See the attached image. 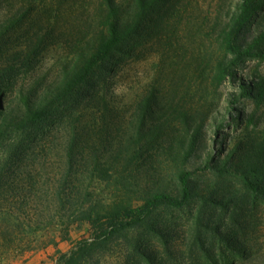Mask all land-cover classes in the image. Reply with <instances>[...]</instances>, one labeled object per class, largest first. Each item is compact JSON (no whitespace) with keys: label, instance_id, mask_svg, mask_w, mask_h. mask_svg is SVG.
I'll list each match as a JSON object with an SVG mask.
<instances>
[{"label":"rangeland","instance_id":"1","mask_svg":"<svg viewBox=\"0 0 264 264\" xmlns=\"http://www.w3.org/2000/svg\"><path fill=\"white\" fill-rule=\"evenodd\" d=\"M112 1L120 9L118 22L133 28L95 97L72 102L71 110L32 133L13 132L0 142L1 173L26 181L22 172H31V189L19 191L28 197L22 209L42 221L31 249L9 250L0 264H55L59 254L89 238L88 225L66 228L67 216L61 217L73 197L88 206L90 194L99 209L130 197L138 205L142 193L128 192L123 184L139 183L138 190L156 169L163 189L176 193L158 145L152 149L151 142L136 140L141 125L145 129L153 121L142 120L148 95L157 97L153 114L163 124L164 146L167 136L185 131L186 118L192 132L198 131L188 169L236 145L264 142V99L258 102L252 94L230 104L242 92L241 82L264 78V59H247L235 81L217 79L216 67L226 57L222 35L240 0H160L141 15L135 0ZM255 5L241 36L246 44L264 32V0ZM107 8L105 0H0L2 106L15 107L21 93L40 103L62 86L106 34ZM235 113L239 119L231 124ZM95 162L100 169L112 163L111 176L102 178ZM196 181L204 193L218 191L219 201L229 197V208L199 200L162 209L152 221L161 236L148 227L123 233L84 264H147L139 251L151 254L154 264H264V200L249 197L235 178L204 173Z\"/></svg>","mask_w":264,"mask_h":264},{"label":"trees","instance_id":"2","mask_svg":"<svg viewBox=\"0 0 264 264\" xmlns=\"http://www.w3.org/2000/svg\"><path fill=\"white\" fill-rule=\"evenodd\" d=\"M105 1L108 3V10L102 24L106 29V34L101 38L95 51L84 59L82 65L68 74L62 86L51 92L47 99L35 104L30 100L29 94L21 93L18 102H15V107H3L1 103L3 97L0 98V142L13 132L30 131L32 133L52 116L62 115L71 110L72 102L95 97L98 84L107 79L112 71L110 66L117 64L115 55L129 40L133 28L132 24L119 23L120 9L112 0ZM135 1L138 14L141 15L160 0ZM256 1L240 0L238 11L222 35L221 42L226 57L216 67L219 81H235L236 71L249 58L264 59V48L261 47L264 41V32L258 34L252 43L241 42L244 29L257 9ZM240 86L242 92L238 97L231 98L230 104H236L241 98L252 96V94L258 102L264 99V78L259 77L248 83L241 82ZM1 88L2 86H0ZM253 88L257 90L254 93H252ZM142 103L143 123L148 117L153 121L145 129H142L144 125L138 129L137 143L151 142L152 149L155 144L158 145L156 153L160 154L167 162V170L170 169L168 174L170 183L176 184L178 188L176 193L163 189L160 176L162 172L156 169L155 174H147L144 185L138 190L135 188L140 186L139 183L129 185L127 182L123 184V188L128 192L142 193L137 198V201L140 202L138 205H133L130 197L126 200H113L110 204L101 206L99 209L98 205L93 204L90 194L86 195L90 204L88 206H84V202L80 201L79 203V199L73 197L68 215L64 214L61 217L67 216L66 228L74 224H78L80 227L88 225L90 237L76 243L70 252L59 254L55 259V264H84L95 254L106 250L110 242L117 236L139 228L148 227L161 236V229L152 225V221L153 217L162 209H182L199 200L204 205H214L218 200L221 208H229L231 205L229 197L223 196L219 201L216 198L219 195L218 191L213 190L207 194L200 190L199 183L196 181V177L200 174L211 173L225 179L235 178L243 185L249 197L254 200H264V142L259 141V144L251 142L243 147L236 145L225 155L211 154L199 165L188 169L187 163L197 149L196 135L198 131L192 132L186 118L183 121L187 127L185 131L178 137L167 136L166 143L168 144L164 146L165 140L161 135L163 124L153 114L157 97L148 95ZM238 119L239 113H235L230 123L235 124ZM222 126L220 125V127ZM74 144L75 140L72 141L71 146ZM19 146L21 147V145ZM138 152L140 150L137 151V154H139ZM100 166L95 162L94 168L102 178L106 179L111 176L110 172L114 167L112 163L104 164L101 169ZM1 172L2 167L0 166V259L9 250L29 251L30 244L35 241L34 234L42 228V221L38 218L39 214L34 218L33 213H25L22 209V206L28 203V197L27 193L23 195V192L19 191L21 189V191L27 190L26 192H28L31 189V172L29 170L24 171L25 173L22 172L26 181L5 176ZM146 172H148L147 169L144 170V173ZM131 186L133 190H131ZM32 222H34V226ZM65 234H67V230H65ZM139 256L147 264H154V257L151 254L139 251Z\"/></svg>","mask_w":264,"mask_h":264},{"label":"crops","instance_id":"3","mask_svg":"<svg viewBox=\"0 0 264 264\" xmlns=\"http://www.w3.org/2000/svg\"><path fill=\"white\" fill-rule=\"evenodd\" d=\"M27 264H29V263H27Z\"/></svg>","mask_w":264,"mask_h":264}]
</instances>
